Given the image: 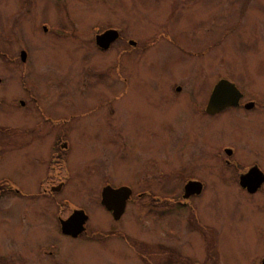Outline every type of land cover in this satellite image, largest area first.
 <instances>
[{"label":"rangeland","instance_id":"1","mask_svg":"<svg viewBox=\"0 0 264 264\" xmlns=\"http://www.w3.org/2000/svg\"><path fill=\"white\" fill-rule=\"evenodd\" d=\"M94 27L120 29L123 41L98 53ZM135 36L148 47L142 42L127 53L132 58L119 73L118 51ZM7 39L30 49L33 93L61 122L55 128L65 138L57 166L64 184L54 196L57 209L40 189L46 175L35 164L51 152L50 137L44 132L21 150L18 132L2 131L4 125L40 128V120L0 108V147L8 145L0 181L26 195L0 200L1 260L10 247L12 261L23 264H261L264 192L243 194L232 175L220 176L225 170L213 153L223 141L256 138L262 146L260 138L244 122L214 125L196 103L220 77L264 97V0H0V48ZM198 146L203 159L188 158ZM258 159L264 168V154ZM190 176L206 187L187 201L181 195ZM105 183L150 189L174 203L134 196L116 221L100 202ZM72 209L88 215L87 234L76 239L57 232L58 217Z\"/></svg>","mask_w":264,"mask_h":264},{"label":"flooded vegetation","instance_id":"2","mask_svg":"<svg viewBox=\"0 0 264 264\" xmlns=\"http://www.w3.org/2000/svg\"><path fill=\"white\" fill-rule=\"evenodd\" d=\"M26 3L27 2H24V4ZM27 6H29V4ZM41 26H42V29H44L46 32H49L50 28L47 27L46 22L44 21L41 22ZM73 27L74 26L71 22V28H69L70 31L72 32L71 34H73ZM107 30L115 31L116 38L113 42L110 43L109 47L106 50H104L100 48L98 45H96V36L99 34H102L103 32ZM94 31H95V34L93 36V42L95 43L96 48L99 50L98 53L102 54L108 50L110 51L113 45L117 44L119 41H123V33H122V30L120 29H117L114 27H94ZM136 38L137 37L135 36V39L134 38L125 39L124 41L126 42L125 44L126 46H123V48H121V50L118 51L117 57L119 60L117 61L118 63L117 66H118L119 73H120L121 67L122 66L124 67L125 66L124 64L129 63L126 60H130L132 58L131 55L137 48L140 49V45L143 42V39L141 42H139L138 40H136ZM4 42L6 45L3 48H0V88L3 89L8 86L11 87L13 83L21 84L20 86L21 88L18 92H15L13 94H10V92L5 89H4L5 91H0V108L2 111L3 109H6L7 111L8 110H12V111L18 110L21 113L23 112V114H32L33 119L31 120L35 121L39 118L41 126L40 128H38L37 125L27 126L25 124H22L19 129L16 128L17 130H15L13 129L12 125L7 124V125H4L2 131L18 132V135L20 137V141H19L20 149L23 151H25V149L28 146H31L34 144L37 145L40 137L43 136L44 132L47 134L48 137H50L48 138L47 141H49L51 152L47 155V159L42 160V161L36 160L35 164L38 167L42 168L43 172H40V174L46 175L44 177L46 179L42 180L39 184L41 187L40 189H42L45 195L47 194L49 197L52 198V203L56 205L58 209L59 204L56 201L54 196L56 193L60 191V189L62 188L64 184L63 179L59 177V171L57 168L58 163L60 161L63 163V161L60 159L61 154L59 153L60 152L59 144L61 142L63 143L64 142L63 139L65 138L60 139L58 137L59 131L55 127L57 125L59 126L61 122L58 124L57 122H55L53 118L50 117V114L47 113L45 110L46 107L41 106L40 98L33 93L34 85H32V83L34 82L29 78V76H27L28 74L27 61H28L30 49H27L26 47L24 48V47H21L20 45L12 43V41L9 39L5 40ZM156 44L157 43H151V44L149 43L150 47L151 46L154 47V45ZM175 44L179 47V49L182 50V47L184 44L183 45L179 43H175ZM142 45L148 47V45H145V42H143ZM208 46L209 48H212L215 46V44L211 42L210 45ZM143 48L145 49V47ZM127 53H132V54L127 55ZM123 55H127L126 56L127 59H124L125 57ZM220 79H226L229 82L233 83L238 89V92L218 93L216 96L217 99H215V101L212 103V108L208 109L212 89L214 85ZM214 85L211 91L206 96V98L202 102L196 103V110H198V112L203 117H206V119L211 120L214 125H217L220 119H223L222 121L229 119L228 121L229 126L238 127V121L246 123V128L253 130L256 133V136L260 138V142L262 144V146H258L257 145L258 139L256 138L254 139V141H248V142L242 141V140H239L237 142L223 141L217 144V148L213 151L214 157L216 161L219 162V164L222 166V169L225 170V172H223L222 175L220 176L225 178L224 175H232L230 178L231 181L236 183L239 190L243 194H246L248 196H252L257 193H263L264 192V189H263L264 168L258 162L260 161L258 157H262V154H264V97L248 95L235 82L225 77L218 78L216 82L214 83ZM229 97H236V100H233L231 104L228 103L227 101L223 102L220 100V98H229ZM39 102H40V106L38 105ZM25 112H28V113H25ZM204 126H206V124L204 125L201 124V127H198V129H203ZM22 140L24 141L22 142ZM61 148L63 149V153H64L66 151V145L62 144ZM5 150H8V145L4 143L3 146L0 147V156H1V152ZM196 150H197V154H195L194 147H190L187 150L188 158H194L195 156V159H196V156H197V157H200L202 160L203 159L202 146L201 147L198 146ZM251 156L256 159L249 161V162H243L249 159ZM156 173L157 175H161V174L163 175V172H156ZM170 174L171 173H169V175ZM244 174L251 175L252 180H255V181H256L255 175L260 176L262 178V182L260 183V185L258 186L256 190L249 191L247 189V186L243 187L240 184V178ZM251 177H249L248 180ZM189 180H196V181L201 182L202 184L201 193L204 191V188L206 187V183L204 181L194 176H190V178L187 179L186 182ZM186 182L183 184L182 188H184ZM106 185H110V184L105 183L102 185V188ZM118 187H113V188H118ZM129 188L131 189V195L126 201V206L132 200V197H133L132 195H135V197H140L142 195H151L152 197L150 199L152 201H155V203L160 202L162 200V197H159L158 195H156V192L152 193L150 189L149 191H144V192L141 191V192L133 193V188L132 187H129ZM149 192H151L152 194H150ZM182 193H183V189H182ZM11 196L24 197L26 195L22 193V190L18 188V186L15 183L7 179L1 180L0 181V200L2 198L6 199L7 197V199L9 198L7 202H9L11 201ZM192 197L193 196L187 199V201H189ZM163 200L166 201V203L171 202V198H164ZM151 203H154V202H151ZM103 207L112 216V211L108 210L105 206ZM75 210H82V209H72L66 216L62 218L58 217V220H57V225H58L57 232L71 239H76L82 235L87 234L86 224L88 221V215H87V219L85 222V231L79 236L74 237L69 234H64L61 232V221L68 219ZM59 213L63 214L62 212H59ZM4 257L5 259H2V260H1L2 257H0V264H18V263L23 264V261L21 260V258L19 259V262L17 259H15L14 262L12 261V251L10 250V247H9L7 254ZM57 258L60 261V256L58 254H57ZM30 260H31V264H33L32 259ZM61 262H63V260H61ZM78 264H81V263H78Z\"/></svg>","mask_w":264,"mask_h":264},{"label":"water","instance_id":"3","mask_svg":"<svg viewBox=\"0 0 264 264\" xmlns=\"http://www.w3.org/2000/svg\"><path fill=\"white\" fill-rule=\"evenodd\" d=\"M116 38V32L113 30H107L104 33L96 36V45H98L102 49H107L111 42H113ZM222 92H238L232 83H230L226 79L219 80L214 89L212 91L208 109L212 108V103L215 101L218 93ZM221 101L231 104L233 100H236V97L229 98H220ZM229 100V101H228ZM256 176V181L252 180L251 175L246 174L240 178V184L245 187L249 191H254L258 188L260 183L262 182V178L260 176ZM251 177L249 180L248 178ZM256 182V183H255ZM200 183L198 182H188L185 185V193L183 195L184 198H188L192 194H198L200 192ZM130 194V190L126 187H122L119 189H112L107 186L104 187L101 192V203L108 209L112 211V215L114 219H119L122 215L126 200L128 199ZM86 215L82 211H74L73 214L66 220L61 221V230L65 234H69L72 236H77L84 230V223L86 220ZM262 264H264V258L262 260Z\"/></svg>","mask_w":264,"mask_h":264}]
</instances>
